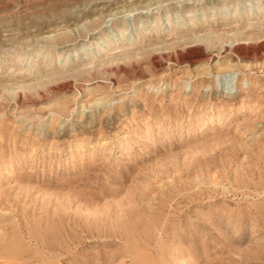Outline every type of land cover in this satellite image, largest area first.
Masks as SVG:
<instances>
[{
  "label": "rangeland",
  "instance_id": "obj_1",
  "mask_svg": "<svg viewBox=\"0 0 264 264\" xmlns=\"http://www.w3.org/2000/svg\"><path fill=\"white\" fill-rule=\"evenodd\" d=\"M0 264H264V0H0Z\"/></svg>",
  "mask_w": 264,
  "mask_h": 264
}]
</instances>
